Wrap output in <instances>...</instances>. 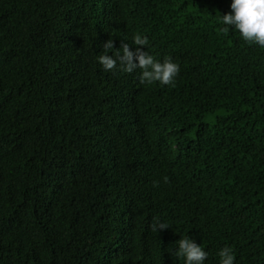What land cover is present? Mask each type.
<instances>
[{
    "label": "trees",
    "instance_id": "16d2710c",
    "mask_svg": "<svg viewBox=\"0 0 264 264\" xmlns=\"http://www.w3.org/2000/svg\"><path fill=\"white\" fill-rule=\"evenodd\" d=\"M231 3L0 0V264H264V48ZM135 34L174 86L104 70Z\"/></svg>",
    "mask_w": 264,
    "mask_h": 264
},
{
    "label": "clouds",
    "instance_id": "9594fccd",
    "mask_svg": "<svg viewBox=\"0 0 264 264\" xmlns=\"http://www.w3.org/2000/svg\"><path fill=\"white\" fill-rule=\"evenodd\" d=\"M225 27L220 29L224 34H228L229 27L238 30L244 41L257 44L264 48V0H232L231 12L222 16L220 21ZM133 43L135 50L130 49V45L121 41L120 48L115 52V56L108 55L110 49H114V41L109 38L102 45L105 54L99 56V63L105 71L117 69L132 73L139 68L141 84L151 85L153 82H160L162 85L175 84V77L180 72V67L171 58H165L163 62L158 61L148 51L144 50L149 41L147 36L135 34ZM165 182L168 178H164ZM169 225L164 222H154L151 226L152 231L166 229ZM172 255L185 258V264H204L208 253L190 238H181L178 241V249ZM220 264H234L233 250L229 246L220 249L218 253Z\"/></svg>",
    "mask_w": 264,
    "mask_h": 264
}]
</instances>
